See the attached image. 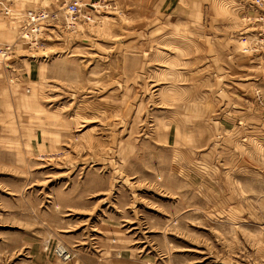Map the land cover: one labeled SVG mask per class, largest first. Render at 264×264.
<instances>
[{
  "label": "rangeland",
  "instance_id": "374dc122",
  "mask_svg": "<svg viewBox=\"0 0 264 264\" xmlns=\"http://www.w3.org/2000/svg\"><path fill=\"white\" fill-rule=\"evenodd\" d=\"M257 13L0 0V264H264Z\"/></svg>",
  "mask_w": 264,
  "mask_h": 264
},
{
  "label": "built area",
  "instance_id": "2783aa9c",
  "mask_svg": "<svg viewBox=\"0 0 264 264\" xmlns=\"http://www.w3.org/2000/svg\"><path fill=\"white\" fill-rule=\"evenodd\" d=\"M253 5L260 10V15H258L257 13V21H258V24H260L261 28L263 29L264 31V0H251ZM68 10L72 13V14H75L77 12L80 11V5L79 3H72L68 6ZM69 12V13H70ZM70 13V14H71ZM78 14V13H77ZM43 17H45L44 14H42ZM35 16L33 15L32 16V19H34ZM42 21V20H41ZM35 23H38V22H34ZM264 34V33H263ZM261 34V35H263ZM264 39V35L261 37V41ZM61 253L63 252V250L60 251Z\"/></svg>",
  "mask_w": 264,
  "mask_h": 264
},
{
  "label": "bare ground",
  "instance_id": "6f19581e",
  "mask_svg": "<svg viewBox=\"0 0 264 264\" xmlns=\"http://www.w3.org/2000/svg\"><path fill=\"white\" fill-rule=\"evenodd\" d=\"M63 249H64V248H61V247H60V250H63Z\"/></svg>",
  "mask_w": 264,
  "mask_h": 264
}]
</instances>
